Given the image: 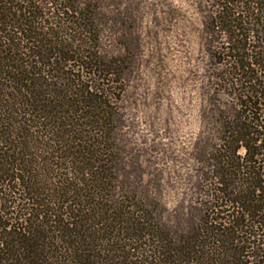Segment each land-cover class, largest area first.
<instances>
[{"label":"trees","instance_id":"trees-1","mask_svg":"<svg viewBox=\"0 0 264 264\" xmlns=\"http://www.w3.org/2000/svg\"><path fill=\"white\" fill-rule=\"evenodd\" d=\"M124 1L0 0V264H264V0H196L200 128L175 182L122 135Z\"/></svg>","mask_w":264,"mask_h":264},{"label":"rangeland","instance_id":"rangeland-1","mask_svg":"<svg viewBox=\"0 0 264 264\" xmlns=\"http://www.w3.org/2000/svg\"><path fill=\"white\" fill-rule=\"evenodd\" d=\"M133 2L132 38L111 41V50L129 58L121 131L138 162L175 182L189 172V153L200 128V15L196 0ZM181 188L178 183V193Z\"/></svg>","mask_w":264,"mask_h":264}]
</instances>
